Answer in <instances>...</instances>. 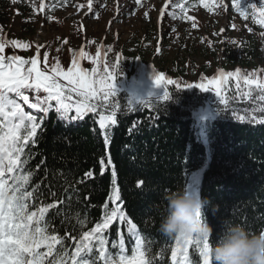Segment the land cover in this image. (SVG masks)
I'll return each instance as SVG.
<instances>
[{
	"label": "trees",
	"instance_id": "trees-1",
	"mask_svg": "<svg viewBox=\"0 0 264 264\" xmlns=\"http://www.w3.org/2000/svg\"><path fill=\"white\" fill-rule=\"evenodd\" d=\"M100 1L94 2L90 17H99ZM162 1H144L143 18L152 15L156 2ZM74 5H78L74 0H0V41L17 40L28 45L14 47L5 43L4 56L19 55L30 60L39 48L38 66L42 70L50 71L58 63L66 71L75 59L88 72L96 69L97 78L106 75L105 69L116 77V95L103 104L98 101L96 113L75 121L61 119L54 110L43 114L36 143L25 150L30 157L23 172L32 173L27 188L37 190L36 197L29 201V211L46 204L56 205L45 214L46 223L41 225L46 227L47 234L62 241L70 260L83 232L102 222L103 205L110 204L107 198L115 181L121 189L124 210L137 225L136 234L146 242L148 258L153 264H173L171 248L176 246L177 236L163 235L158 230L166 203L163 197L169 189L190 183L197 172L201 176L195 187L210 201L204 211L213 227V240L218 237L224 219L253 233L264 231V123L259 122L264 117V100L259 96L264 93L254 87L248 89L242 82L238 92L235 78H229L222 86V96H218L209 84L213 77L220 76L219 63L225 72L240 69L242 75L255 72L251 78L264 79V26L257 23L264 0H241L244 16L233 6V0L226 6L219 0H169L162 14L164 29L130 38L124 44L113 30L107 32L106 38L98 34V29L84 26L79 20L66 23L59 14ZM199 7L218 16H225L226 9L238 14L251 36L246 43L228 35L220 40L222 31L217 30L210 39L201 32L200 21L192 14ZM14 17L21 23L20 32L11 28ZM182 19L196 25V34L175 31ZM42 22L58 30L68 27L67 34L54 36L40 45L33 37ZM249 22L256 32L247 26ZM233 30H239L236 24ZM174 47L203 57V61L198 64L187 58L183 66L174 64L165 66L167 69L160 65L161 71L155 74L164 73L166 80L177 83L157 86L148 60L155 54L164 63L163 53ZM44 53L48 54L46 62ZM29 66L25 65V69ZM211 69L214 72L208 75ZM190 77L195 81L188 80ZM200 83L208 85L209 90L186 87ZM245 91L248 96L243 95ZM165 92L171 99L164 98ZM149 93L153 96L148 97ZM26 94L30 102H37L35 93ZM44 95L41 90L40 96ZM143 98L145 102H140ZM23 106L26 112L32 111L38 118L41 115ZM113 109L117 124L107 130L106 146L98 120L101 113L107 116ZM69 115H74V111ZM237 116L248 118L239 120ZM109 155L112 164L102 175L100 160L103 158L107 165ZM89 171L93 173L91 177L85 175ZM5 179L10 178L6 175ZM212 205L219 206L215 214ZM118 229L125 238V254L131 255L135 243L126 225L117 222L111 226L104 238L108 254L115 260ZM83 258L90 264H103L95 247ZM189 259L191 264H202L194 245L189 247ZM176 264H183L182 258Z\"/></svg>",
	"mask_w": 264,
	"mask_h": 264
},
{
	"label": "snow or ice",
	"instance_id": "snow-or-ice-1",
	"mask_svg": "<svg viewBox=\"0 0 264 264\" xmlns=\"http://www.w3.org/2000/svg\"><path fill=\"white\" fill-rule=\"evenodd\" d=\"M240 2L241 0H233V6L244 16L245 11L240 8ZM40 7L43 8L44 5L41 4ZM251 7L256 9L255 4ZM259 17L257 23L264 26V7L259 9ZM192 27L195 28L196 25L193 24ZM5 43H10L14 47L28 46L17 40L0 41V264H90L88 259L81 257L85 253H92L94 247L103 264H153L147 256L144 238L136 234V223L124 210L121 203V189L115 181H112L113 186L107 198L111 210L108 211L110 204L106 202L103 205L105 213L102 222L96 223L91 231L83 232L75 245V251L71 253L70 260L69 254L63 251L62 241L56 235H48L46 227L41 226L46 223L45 214L56 205L46 204L35 211H29V201L36 197L37 190L34 188L29 191L27 188L32 173L23 172L30 157V154L26 156L25 150L30 144L36 143L38 129H41L44 119L43 114L54 110L60 114L61 119L68 117L75 121L89 113H96L98 101L103 104L110 96L116 95V77L105 69L106 75L97 78L96 69L88 72L82 69L75 59L66 71L58 63L52 66L50 71L42 70L38 66L39 48L36 56L26 60L19 55L4 56L2 53L5 50ZM81 55H84L83 51ZM47 59L48 54L44 53V61L46 62ZM25 65L30 66L25 69ZM255 75V72L242 75L240 69L232 72L220 70V76L213 77L209 84L214 86L218 96H222V86L229 78H235L238 92L242 82L248 89L254 87L264 93V79L251 78ZM153 79L157 86L177 83L170 79L166 80L164 73H154ZM186 87L209 90L208 85L202 83L188 84ZM41 90L46 94L43 97L40 96ZM27 92L35 93L37 102H30ZM243 95L248 96L249 92L245 91ZM151 96L153 94L149 93L148 97ZM164 98L171 99L167 92L164 93ZM259 99L264 100V95H260ZM140 102H145V98ZM223 102L227 103L226 100ZM131 103L132 101L129 100V104ZM23 105L40 113L39 118L32 111L26 112ZM73 111L74 115H69ZM233 115L236 113L234 112ZM237 118L245 120L248 117L237 116ZM252 119L255 120L256 117L253 116ZM259 122L264 123V117H261ZM98 124L107 146L109 144L107 130L117 124L115 109L107 116L101 113ZM111 164L110 155L107 165L101 158L102 175ZM112 174L116 175L114 167ZM6 175L10 179H5ZM85 175L91 177L93 173L89 171ZM117 222L127 226L130 239L134 238L135 243L131 255L125 254V238L118 229V260H115L108 254L104 234ZM58 245L61 247L58 248ZM193 245L197 249L198 256L202 258V264H210L207 240L180 236L176 237V246L171 248L173 264H176L178 258H182L183 264H191L189 247ZM50 257L52 259H49Z\"/></svg>",
	"mask_w": 264,
	"mask_h": 264
},
{
	"label": "rangeland",
	"instance_id": "rangeland-1",
	"mask_svg": "<svg viewBox=\"0 0 264 264\" xmlns=\"http://www.w3.org/2000/svg\"><path fill=\"white\" fill-rule=\"evenodd\" d=\"M76 4L74 6H69L68 9H65L60 12L59 16L67 22L78 21L80 24L88 27H93L94 30H99L98 34L102 37L106 35L108 37V31H115L118 36V40L124 44V42L130 38H134L137 36H144L149 31L156 30L159 32L162 28V13L163 10L168 6L169 0H163L162 2H156L157 8L152 12V15H146L144 19L142 15L144 14V6L142 3L146 0H101L98 2V18L92 17V8L94 2L97 0H74ZM224 6L228 5L229 0H219ZM73 3V2H72ZM71 3V4H72ZM155 7V5H154ZM126 12V14L123 13ZM193 16L197 17L200 21L201 32L207 35L210 39H213L212 33L217 30H221L222 34L220 36V40L224 36H233L238 37L243 40L244 43L247 42L249 36H251V32L246 31L245 22L238 16L236 13H232L230 10L226 9L225 16L213 15L210 12L206 11L203 7H199L193 11ZM237 25L239 30H233L234 25ZM193 23L187 22L185 19L180 20L179 23L176 24V32H184L189 36L196 34L195 28L192 27ZM21 23L17 17H14L11 22V28L16 32H20ZM247 26H250V29L253 28L254 32L257 29H254V25L252 23H248ZM164 29V28H163ZM68 27L64 30H58V28L50 27L41 23L37 34L35 37V41L42 45L48 39L54 36H60L61 34H67ZM249 30V29H247ZM84 42V41H82ZM222 54V48L220 52V56ZM219 56V57H220ZM163 58L165 59L164 63L160 62L159 56L153 54L148 60V64H154L155 70L154 73L160 70L159 66L164 65V69L166 67L172 65H182L184 60L190 58L196 61L198 64H201L203 61V57L198 55H189L185 53L184 50H178L177 48H171L163 53ZM166 66V67H165ZM224 66L219 63L217 66V70H223ZM214 72V69L208 71V75H211ZM188 80L194 82L195 79L193 77L188 78ZM201 172H197L191 178V184L195 186L200 182Z\"/></svg>",
	"mask_w": 264,
	"mask_h": 264
},
{
	"label": "clouds",
	"instance_id": "clouds-1",
	"mask_svg": "<svg viewBox=\"0 0 264 264\" xmlns=\"http://www.w3.org/2000/svg\"><path fill=\"white\" fill-rule=\"evenodd\" d=\"M158 230L163 235L195 237L209 242L210 264H264V231L253 233L229 219L221 223L218 237L213 240V227L205 207L210 203L199 187L191 183L169 189ZM213 214L219 210L212 205Z\"/></svg>",
	"mask_w": 264,
	"mask_h": 264
}]
</instances>
